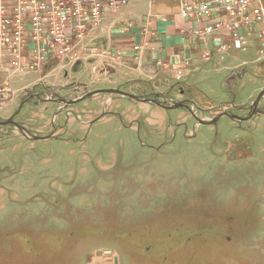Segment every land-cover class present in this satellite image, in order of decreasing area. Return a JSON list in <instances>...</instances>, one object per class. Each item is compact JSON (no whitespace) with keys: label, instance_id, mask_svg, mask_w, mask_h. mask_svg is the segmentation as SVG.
<instances>
[{"label":"rangeland","instance_id":"rangeland-1","mask_svg":"<svg viewBox=\"0 0 264 264\" xmlns=\"http://www.w3.org/2000/svg\"><path fill=\"white\" fill-rule=\"evenodd\" d=\"M124 16L96 30L106 55L79 44L88 68L56 62L0 96L5 122L46 92L0 125V264H264V96L239 120L264 91L260 45L206 60ZM112 89L137 99L59 102Z\"/></svg>","mask_w":264,"mask_h":264},{"label":"built area","instance_id":"built-area-1","mask_svg":"<svg viewBox=\"0 0 264 264\" xmlns=\"http://www.w3.org/2000/svg\"><path fill=\"white\" fill-rule=\"evenodd\" d=\"M154 0H0V63L14 72L44 73L56 62L76 64L79 44L99 29L109 15ZM182 32L205 45L204 58L246 52L256 43L264 58V0H178ZM151 16L143 27L149 34ZM132 26L129 25V28ZM209 39L213 47L208 46ZM93 55H106L96 44ZM139 51V47L134 48ZM4 82L0 96L10 94ZM264 210V207H263ZM264 212V211H263Z\"/></svg>","mask_w":264,"mask_h":264},{"label":"crops","instance_id":"crops-1","mask_svg":"<svg viewBox=\"0 0 264 264\" xmlns=\"http://www.w3.org/2000/svg\"><path fill=\"white\" fill-rule=\"evenodd\" d=\"M145 7L146 8L148 7L147 3H145L144 1H140V2H137V3L133 4V5H130L129 7L125 8V9H123L117 16L109 15L107 17V19L108 18L120 19L121 15L124 14L125 15L124 16L125 20L130 21V22L127 23L126 28L129 25L132 26L131 28H128L129 31L131 32V34L140 32L143 36L150 35V37H151L150 42L154 41V43L156 41H160L161 38H163V39L164 38H170L175 33H176L177 37L180 36L182 39L190 38L189 36H187L186 34H184L182 32L183 24L181 23L180 19L178 18V0H154V3L152 5V7L151 8H149V7L147 8V15H146L147 18H146V20L149 18V15H150L151 16V24H152L149 34L144 33V31H143V27L144 26L142 27V30H141L140 27L136 28V25L133 23L134 19H136L137 17L141 16V13H142V11H143V9ZM172 7L175 8V14H174L175 16H174V18L165 15V14H167L165 12L169 11L170 8H172ZM154 9H157L158 11L155 12ZM106 20H105V22H106ZM167 23H169V24H167ZM177 23H179L180 28H179V25H178V27L175 26ZM98 31H94L93 35H91V36H96V38H92L91 36L88 38L89 39V43H91V46L96 44L99 49H105L106 50V49H108V47H106V44H105L106 40L104 39V37H102V36L97 34ZM195 42L200 44V45H202V49H201L202 52L206 49L204 44H202V43H200V42H198L196 40H195ZM147 45H148V42H147L146 46ZM91 46H88V50H89L90 54H91V52H90L89 48H91ZM208 46L211 47V48L213 47L212 41L210 39L208 41ZM214 56H216V55H214ZM85 65H88V66L90 65L92 67L94 66V67L98 68V72L101 73V74L104 73V74L114 75V72L112 70H110V67L109 66L105 67V64L100 62L99 60L95 59V60L89 61L88 63H85ZM74 66H78L79 70H84L85 68H88L87 66H84L83 64L78 63V62L76 64H74V65H68L67 67L71 68V69H75ZM59 67H63V66L60 65ZM167 69H169V68L167 67ZM0 73L4 74L0 78V86L4 82H8L9 84H11L10 81L15 76L22 77V76H28V75H39V76L41 75V77L37 80V82L42 81V78L46 77L44 75V73H36V72H29V71L14 72L12 70H7V69H5L4 65H2L1 63H0Z\"/></svg>","mask_w":264,"mask_h":264},{"label":"water","instance_id":"water-1","mask_svg":"<svg viewBox=\"0 0 264 264\" xmlns=\"http://www.w3.org/2000/svg\"><path fill=\"white\" fill-rule=\"evenodd\" d=\"M102 93H115V94H121V95H123V96H126V97H133V98H135V99H137V97H135V96H133V95H130V94H127V93H123V92H121V91H119V90H97V91H94V92H91V93H88L87 95H85L84 97H82V98H80L79 100H77V101H70V102H67L66 100H59V102L60 103H65L66 105H72V104H76V103H78V102H80V101H84V100H86V99H89L90 97H92V96H94V95H96V94H102ZM263 96H264V91H262L259 95H258V98L256 99V101H255V103H254V108H253V111H252V113L247 117V118H244V119H241V118H239V120H240V122H243V121H246V120H248V119H250L253 115H255L256 114V111H257V107H258V105H259V103H260V100L263 98ZM22 106H23V103L21 104V106L19 107V109H18V111L8 120V121H5V122H0V125L2 126V125H7V124H15V122H14V117L16 116V114L18 113V112H20V110H21V108H22ZM182 107H184L183 105H175L174 107H168L167 109H179V108H182ZM223 115H226V116H229L230 117V115H227V114H223ZM221 116H219V117H217L211 124H216L217 123V121L219 120V118H220ZM231 118H234V117H231ZM238 118V117H237ZM202 123H205V122H201V124Z\"/></svg>","mask_w":264,"mask_h":264},{"label":"flooded vegetation","instance_id":"flooded-vegetation-1","mask_svg":"<svg viewBox=\"0 0 264 264\" xmlns=\"http://www.w3.org/2000/svg\"><path fill=\"white\" fill-rule=\"evenodd\" d=\"M43 93H46V92H42V94H43ZM42 94H41L40 96L34 94L33 96H35V97H36V96H39V99H40V98L42 97ZM51 94H53V93H51ZM33 96H31L30 98H24L22 102L25 103V102L28 101V100L33 101V100H34V97H33ZM37 98H38V97H37ZM49 101H52V102H53V100H49ZM148 101H150V100H148ZM184 109L189 110V108H188L187 106H185V105H184Z\"/></svg>","mask_w":264,"mask_h":264}]
</instances>
